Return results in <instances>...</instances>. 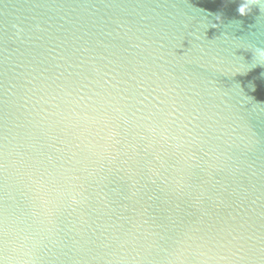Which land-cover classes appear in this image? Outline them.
I'll list each match as a JSON object with an SVG mask.
<instances>
[{
	"label": "water",
	"instance_id": "1",
	"mask_svg": "<svg viewBox=\"0 0 264 264\" xmlns=\"http://www.w3.org/2000/svg\"><path fill=\"white\" fill-rule=\"evenodd\" d=\"M245 2L0 0V241L18 228L38 264H146L190 229L264 243V5Z\"/></svg>",
	"mask_w": 264,
	"mask_h": 264
},
{
	"label": "clouds",
	"instance_id": "2",
	"mask_svg": "<svg viewBox=\"0 0 264 264\" xmlns=\"http://www.w3.org/2000/svg\"><path fill=\"white\" fill-rule=\"evenodd\" d=\"M253 5H264V0H246L237 11L241 16L247 15ZM216 18L219 20L220 16L217 15ZM217 26L215 23L210 25L211 28ZM255 56L259 66H264V49H256ZM199 192L204 193L203 188H200ZM191 195V192L186 194ZM0 244L3 252L0 264H38L41 259L38 241L31 246L25 244L21 240L19 229L11 225L6 227ZM143 258L146 264H245L246 261L264 264V243L253 249L246 247L242 242L225 243L206 238L198 235L196 230L190 229L174 244H168L163 236L159 237L154 246L145 250Z\"/></svg>",
	"mask_w": 264,
	"mask_h": 264
}]
</instances>
